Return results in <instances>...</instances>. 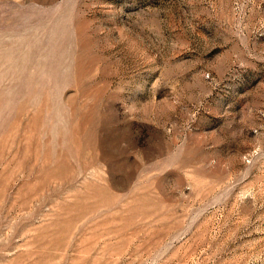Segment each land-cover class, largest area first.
Wrapping results in <instances>:
<instances>
[{
    "label": "rangeland",
    "instance_id": "1",
    "mask_svg": "<svg viewBox=\"0 0 264 264\" xmlns=\"http://www.w3.org/2000/svg\"><path fill=\"white\" fill-rule=\"evenodd\" d=\"M0 264H264V0H0Z\"/></svg>",
    "mask_w": 264,
    "mask_h": 264
}]
</instances>
